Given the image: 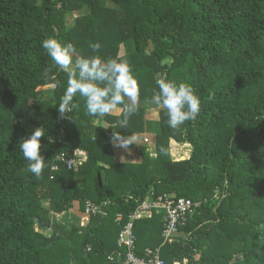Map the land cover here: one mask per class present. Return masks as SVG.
I'll use <instances>...</instances> for the list:
<instances>
[{"label": "trees", "instance_id": "16d2710c", "mask_svg": "<svg viewBox=\"0 0 264 264\" xmlns=\"http://www.w3.org/2000/svg\"><path fill=\"white\" fill-rule=\"evenodd\" d=\"M110 1L0 0V264H120L108 260L120 250L117 215L127 220L150 194L202 204L170 244L162 245V212L136 220L137 255L162 246L167 264H264V0ZM84 5L91 11L70 24ZM48 37L72 43L76 55L130 62L140 111L127 129L119 109L90 116L79 94L72 120L57 119L68 75L43 76ZM160 78L192 84L201 99L198 117L178 130L163 109L157 122L146 117ZM41 126L47 167L37 180L19 143ZM113 131L147 135L140 162L116 161ZM171 139L189 143L191 156L174 160ZM175 144L174 156L184 157ZM77 151L87 157L77 169H52L58 155ZM88 199L109 202L107 215L68 222L76 201L85 215Z\"/></svg>", "mask_w": 264, "mask_h": 264}, {"label": "clouds", "instance_id": "9594fccd", "mask_svg": "<svg viewBox=\"0 0 264 264\" xmlns=\"http://www.w3.org/2000/svg\"><path fill=\"white\" fill-rule=\"evenodd\" d=\"M42 47L52 61L44 70L43 76L54 78L53 69L63 70L68 75L66 90L58 104V120H72L71 113L79 107L73 104V100L79 94L84 99L90 116L105 117L119 109V127L128 128L130 118L140 111V87L127 59L104 60L99 55H76L77 49L72 43H64L56 37L44 39ZM89 47L94 53L101 49L98 42L90 43ZM156 84L158 90H154L150 103L166 111L171 129L178 130L186 122L198 117L202 102L192 84L166 78L157 79ZM45 134L43 126L36 127L19 143L23 158L28 161V171L37 180L43 178L47 167L45 156L42 155ZM50 142L54 141L50 139ZM110 142L114 148L131 154L133 145H141L142 136L135 132L123 135L119 131H113Z\"/></svg>", "mask_w": 264, "mask_h": 264}, {"label": "built area", "instance_id": "2783aa9c", "mask_svg": "<svg viewBox=\"0 0 264 264\" xmlns=\"http://www.w3.org/2000/svg\"><path fill=\"white\" fill-rule=\"evenodd\" d=\"M144 141L148 142L149 139L145 138ZM86 159V154L81 151H77L75 156L71 158H67L62 153L53 161L52 169L55 171L59 170V163H65L69 169H77ZM108 204L109 202L100 204L88 199L85 204L84 221L88 220L92 215H107V210L104 206ZM201 204V202H194L186 197H178L176 194H163L157 197L153 196V194L148 195L139 203L136 210L129 215L127 220H125L123 213L117 215V221L123 224L118 238L120 250L108 254V260L119 262L120 264H167L161 256L162 246L155 249L148 247L145 249L143 256L137 255V239L134 231L135 221L145 217L146 214H153L154 211L162 212L165 220L162 245L170 244L177 239L180 233V226L185 225L194 216Z\"/></svg>", "mask_w": 264, "mask_h": 264}, {"label": "rangeland", "instance_id": "374dc122", "mask_svg": "<svg viewBox=\"0 0 264 264\" xmlns=\"http://www.w3.org/2000/svg\"><path fill=\"white\" fill-rule=\"evenodd\" d=\"M105 3H106L107 5H109V6H113V5H114L110 0H105ZM90 11H91L90 7H89L88 5H84V6H83L82 8H80L79 10H76V11H74V12H72V13L70 14V16H69V23H70V24H73V23L76 21V18H77L78 16H81V15H84V14H88ZM126 52H127V45H126V44H122V45H121V49H120L119 56L125 54ZM52 88H53V86H45V87H41L40 89L45 90V92H47L48 95H51V94H52ZM144 104H145V106L147 107V111H146L147 114H146V117L149 118L150 120L152 119L153 122H157L158 119H159V111H160V109L154 107V106L150 103V100L144 101ZM153 127L155 128L156 125H153ZM143 136L145 137V136H147V135H146V134H143ZM148 136H149V135H148ZM144 137H143V138H144ZM143 141H144V139H143ZM171 142H172V141H171ZM171 142H170V144H171ZM172 144H173V151H174L176 144H175V142H172ZM177 144H178V143H177ZM178 145H179V144H178ZM185 145H187V144H185ZM185 147H186V146H185ZM186 148H188V145H187ZM76 202H77V203H76ZM76 202L74 203L75 206L77 207V213L75 214V215H77L76 219L79 221L78 216H79V217L82 216V218H81V222H85V221H84V220H85V219H84V214H82V212H81V210H80V207L78 208V201H76ZM63 218L65 219V217H64L63 215H58V219H60L61 221L64 220ZM76 219L70 217V215H68V218H67L68 222L76 221ZM45 232H46L47 234H49V233L51 232V230H45Z\"/></svg>", "mask_w": 264, "mask_h": 264}, {"label": "crops", "instance_id": "0c3cea01", "mask_svg": "<svg viewBox=\"0 0 264 264\" xmlns=\"http://www.w3.org/2000/svg\"><path fill=\"white\" fill-rule=\"evenodd\" d=\"M142 136V143L141 145L137 146V145H133L132 146V152L131 154H129L128 152L122 150V149H117V148H114V152H115V159L116 161H121V162H140L141 159H142V156L140 154V148L143 146L144 144V141H143V134L141 133H138ZM176 142L179 144L178 146V152L180 154H182V152H185V156L184 157H175L174 156V152H173V144L172 142ZM171 144H170V149H171V155H172V158L174 160H182V159H186V158H189L191 156V153H192V146L189 144V143H181V142H177L176 140L174 139H171ZM184 144H187L188 145V148H186L185 146H182ZM77 203V202H76ZM79 203H78V208H79ZM77 213V207L73 206V208L69 211L68 215H70V217L76 219L77 215H75ZM63 215V214H61ZM152 216V214H146L145 215V218H150ZM79 220L81 221V218L82 216H78ZM144 218V217H142ZM77 220V219H76Z\"/></svg>", "mask_w": 264, "mask_h": 264}, {"label": "water", "instance_id": "95a60500", "mask_svg": "<svg viewBox=\"0 0 264 264\" xmlns=\"http://www.w3.org/2000/svg\"><path fill=\"white\" fill-rule=\"evenodd\" d=\"M37 223L42 227V228H47L51 225L50 221H43L40 217H36Z\"/></svg>", "mask_w": 264, "mask_h": 264}]
</instances>
